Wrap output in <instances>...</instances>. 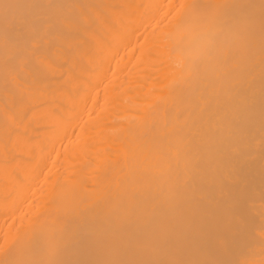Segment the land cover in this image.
I'll return each mask as SVG.
<instances>
[{"label":"bare ground","instance_id":"6f19581e","mask_svg":"<svg viewBox=\"0 0 264 264\" xmlns=\"http://www.w3.org/2000/svg\"><path fill=\"white\" fill-rule=\"evenodd\" d=\"M0 264H264V0H0Z\"/></svg>","mask_w":264,"mask_h":264}]
</instances>
